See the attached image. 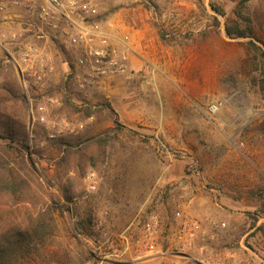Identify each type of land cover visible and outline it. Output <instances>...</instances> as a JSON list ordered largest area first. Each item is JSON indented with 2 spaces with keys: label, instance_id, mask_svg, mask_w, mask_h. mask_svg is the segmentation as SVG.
<instances>
[{
  "label": "rangeland",
  "instance_id": "1",
  "mask_svg": "<svg viewBox=\"0 0 264 264\" xmlns=\"http://www.w3.org/2000/svg\"><path fill=\"white\" fill-rule=\"evenodd\" d=\"M89 1L129 59L84 87L59 36L0 11V175L17 183L0 236L23 237L6 264H264V66L247 45L264 50V0L244 1L254 38L226 35L240 0Z\"/></svg>",
  "mask_w": 264,
  "mask_h": 264
},
{
  "label": "built area",
  "instance_id": "2",
  "mask_svg": "<svg viewBox=\"0 0 264 264\" xmlns=\"http://www.w3.org/2000/svg\"><path fill=\"white\" fill-rule=\"evenodd\" d=\"M22 9L39 22L40 31H52L70 51L72 68L79 87L101 84L106 78L126 71L129 45L126 38L115 37L99 19L97 8L89 0H0V11ZM39 61L38 70H33V61ZM25 71L36 79L45 73L44 58L27 47L20 55ZM212 110L215 106L213 105ZM146 230H150L146 224ZM200 224L197 220L183 222L178 239L183 240L180 249L191 246ZM146 250L153 251L155 244L149 240ZM165 264V263H163ZM171 264H177L173 262Z\"/></svg>",
  "mask_w": 264,
  "mask_h": 264
},
{
  "label": "trees",
  "instance_id": "3",
  "mask_svg": "<svg viewBox=\"0 0 264 264\" xmlns=\"http://www.w3.org/2000/svg\"><path fill=\"white\" fill-rule=\"evenodd\" d=\"M244 1L240 0L238 6L236 7L234 14H235V24H237L235 27L226 25L225 26V32L226 35L230 38H236V37H252L254 38L253 28L251 27V19L249 16L244 13ZM211 7L213 10H215L217 13L224 14L223 11L219 10L216 6L211 4ZM240 21L243 23L244 26H240ZM247 45L251 50H253L260 58H261V64L264 66V50L255 43L254 40L249 39L247 41ZM262 83H263V93H264V78L262 77ZM90 112V109L88 110V113ZM1 137V134H0ZM26 140V137L24 138ZM29 159V158H28ZM26 161L25 159H22V161ZM32 163V162H31ZM23 180V179H22ZM21 180V181H22ZM20 181V182H21ZM16 181L14 177L7 175H0V192H5L11 194H16ZM17 235H20V233H17ZM23 237L19 238L15 236L14 234H2L0 236V264H6L7 258H9V254L12 252H15L16 244H18L20 241H22Z\"/></svg>",
  "mask_w": 264,
  "mask_h": 264
}]
</instances>
